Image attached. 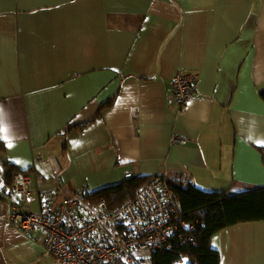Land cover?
Returning <instances> with one entry per match:
<instances>
[{"label":"crops","instance_id":"0c3cea01","mask_svg":"<svg viewBox=\"0 0 264 264\" xmlns=\"http://www.w3.org/2000/svg\"><path fill=\"white\" fill-rule=\"evenodd\" d=\"M180 71L198 75L182 108ZM263 92L264 0H0V264H58L42 230L13 227L4 163L30 173L34 213L47 193L157 175L263 188ZM211 246L220 264H264V222Z\"/></svg>","mask_w":264,"mask_h":264},{"label":"built area","instance_id":"2783aa9c","mask_svg":"<svg viewBox=\"0 0 264 264\" xmlns=\"http://www.w3.org/2000/svg\"><path fill=\"white\" fill-rule=\"evenodd\" d=\"M197 77L180 71L172 78L176 106L185 107L192 100ZM133 176L128 172L125 177ZM32 180L30 173L13 176L11 190L16 200L9 218L21 232L42 230L47 253L58 264H141L154 253L196 244L192 234L199 220L183 211L166 176L150 177L134 198L115 209L105 202L88 203L78 192L61 200L47 193L40 199L38 213L30 209ZM178 180L190 183L187 178ZM180 259L178 264H183V257Z\"/></svg>","mask_w":264,"mask_h":264},{"label":"trees","instance_id":"16d2710c","mask_svg":"<svg viewBox=\"0 0 264 264\" xmlns=\"http://www.w3.org/2000/svg\"><path fill=\"white\" fill-rule=\"evenodd\" d=\"M264 100V92L262 93ZM3 145L0 144V151ZM263 162H264V149ZM7 190L11 191L12 178L20 171L4 163ZM150 179H133L114 187H108L95 193H83L84 200L95 204L105 202L110 209H115L127 200L134 198ZM172 189L179 195L186 214L199 220L192 234L196 244L178 246L166 252H158L150 257L151 264H178L183 257V264H220L218 250L212 248L214 236L225 229L238 224L264 222V187L248 190L235 195L227 192H208L194 186L171 181Z\"/></svg>","mask_w":264,"mask_h":264},{"label":"rangeland","instance_id":"374dc122","mask_svg":"<svg viewBox=\"0 0 264 264\" xmlns=\"http://www.w3.org/2000/svg\"><path fill=\"white\" fill-rule=\"evenodd\" d=\"M150 259L146 260V261H143V263L141 264H151V262L149 261Z\"/></svg>","mask_w":264,"mask_h":264},{"label":"clouds","instance_id":"9594fccd","mask_svg":"<svg viewBox=\"0 0 264 264\" xmlns=\"http://www.w3.org/2000/svg\"><path fill=\"white\" fill-rule=\"evenodd\" d=\"M10 191V190H9Z\"/></svg>","mask_w":264,"mask_h":264},{"label":"flooded vegetation","instance_id":"af4514ba","mask_svg":"<svg viewBox=\"0 0 264 264\" xmlns=\"http://www.w3.org/2000/svg\"><path fill=\"white\" fill-rule=\"evenodd\" d=\"M12 182V181H11Z\"/></svg>","mask_w":264,"mask_h":264}]
</instances>
